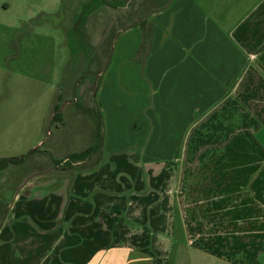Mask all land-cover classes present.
Returning a JSON list of instances; mask_svg holds the SVG:
<instances>
[{
	"label": "crops",
	"instance_id": "0c3cea01",
	"mask_svg": "<svg viewBox=\"0 0 264 264\" xmlns=\"http://www.w3.org/2000/svg\"><path fill=\"white\" fill-rule=\"evenodd\" d=\"M162 1L119 36L129 51L126 75L142 85L125 78L127 101L116 106L115 124L109 118L105 141L119 124L138 151L109 156L105 143V160L71 182L45 176L38 187L24 185L19 194L35 201L38 192L61 209L54 216L9 209L0 264H260L264 0ZM20 4L28 1L0 0V72L7 63L13 72L8 58L22 52L19 32L7 40L11 11L25 18ZM119 173L117 191L109 186Z\"/></svg>",
	"mask_w": 264,
	"mask_h": 264
},
{
	"label": "rangeland",
	"instance_id": "374dc122",
	"mask_svg": "<svg viewBox=\"0 0 264 264\" xmlns=\"http://www.w3.org/2000/svg\"><path fill=\"white\" fill-rule=\"evenodd\" d=\"M27 1L25 9L20 4L25 11L24 19L16 16L15 11H21L19 8L12 10L9 16L11 23L15 20V25H11L8 32V45L19 32L22 52L16 58H8L13 72L8 63L6 70L0 72V160L29 156L36 149L38 152L21 165L10 164L0 174V228L13 207L30 211L32 215L49 216L61 209L60 201L49 203L48 198L40 197L38 192L31 193L35 201L29 199L30 192L19 193L31 180L33 187L40 186L45 176L58 179L61 185L71 182L76 175L74 168L72 171L62 164L54 169L51 159L94 148L97 143L101 145L100 133H106L109 118L115 124L116 106L127 101L125 78L135 81L133 72L126 75L129 51L119 44L120 30L145 18L147 12L162 7L163 2L141 0V13L134 14L132 10H137V0ZM104 1L112 6L102 7ZM133 39L130 35L126 40ZM6 53L10 55L11 48L8 47ZM137 67L141 71L138 63ZM108 68L112 73L107 76ZM120 75L124 78L120 79ZM135 82L141 87L140 81ZM140 105V98L131 102L132 109ZM119 126H112L114 141H105L106 147L112 151L109 156L125 154L129 157L138 151L137 146L129 137H123L125 128ZM105 143L101 151L105 150ZM101 155L98 152L75 168L82 170L99 164L98 161L105 160ZM126 161L130 164L129 171H134L135 164ZM121 177L122 173L114 177L117 184L111 179L109 187L119 191ZM56 188L54 185L53 190ZM258 262L264 264V254L259 256Z\"/></svg>",
	"mask_w": 264,
	"mask_h": 264
},
{
	"label": "trees",
	"instance_id": "16d2710c",
	"mask_svg": "<svg viewBox=\"0 0 264 264\" xmlns=\"http://www.w3.org/2000/svg\"><path fill=\"white\" fill-rule=\"evenodd\" d=\"M143 19V18H142ZM140 20V24L141 22H143V20ZM129 28V25L126 26L125 29H128ZM101 116V115H100ZM57 119V117H54V119ZM101 140V145H98L99 143H97L96 147L92 148V147H89L87 150H83L81 152H75V153H72V154H69V155H65L63 158H59V159H51L53 165L55 166L54 168L55 169H59L60 166L63 164L65 165L66 168H71L72 171H73V168L76 172H79L78 170L80 169H77L75 168L76 166H79L81 163L83 162H86L88 160H91L93 158V156L98 153V152H101L102 150V146L103 144L105 143V134L102 135V133H100V139L99 141ZM38 152V149L32 151L30 153V155H35L36 153ZM29 155V156H30ZM29 156H25V157H22V158H3L0 160V174L2 172H4L10 164H15V165H21L25 162V159Z\"/></svg>",
	"mask_w": 264,
	"mask_h": 264
}]
</instances>
